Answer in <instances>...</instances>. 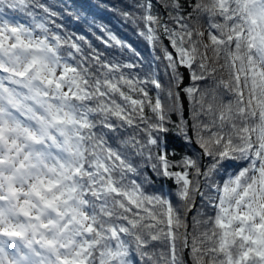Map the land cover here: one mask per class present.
I'll list each match as a JSON object with an SVG mask.
<instances>
[{
  "label": "snow or ice",
  "instance_id": "snow-or-ice-1",
  "mask_svg": "<svg viewBox=\"0 0 264 264\" xmlns=\"http://www.w3.org/2000/svg\"><path fill=\"white\" fill-rule=\"evenodd\" d=\"M117 11L0 0V264H264V0Z\"/></svg>",
  "mask_w": 264,
  "mask_h": 264
},
{
  "label": "trees",
  "instance_id": "trees-1",
  "mask_svg": "<svg viewBox=\"0 0 264 264\" xmlns=\"http://www.w3.org/2000/svg\"><path fill=\"white\" fill-rule=\"evenodd\" d=\"M49 2L60 5L66 10L64 19L59 22L64 24L67 31L76 33L77 35H84L94 45L103 47L93 35V33L100 35L98 29L96 27H90V25L92 22L95 24H104L121 39L132 44L141 55H148L147 44L135 34L134 29L130 25L122 22L118 14L117 10L128 7L129 0H49ZM153 2L155 3V0ZM67 13H72L73 15H68ZM77 15L79 19L76 18ZM164 43L167 44L166 40ZM171 150H175L177 158L185 152V149L180 146L179 141L173 145ZM148 175L152 174L149 172ZM156 183L159 185L160 181L157 180ZM165 186L174 187L170 181L165 182Z\"/></svg>",
  "mask_w": 264,
  "mask_h": 264
},
{
  "label": "water",
  "instance_id": "water-1",
  "mask_svg": "<svg viewBox=\"0 0 264 264\" xmlns=\"http://www.w3.org/2000/svg\"><path fill=\"white\" fill-rule=\"evenodd\" d=\"M166 43H167V41H166ZM189 215H191V214H189Z\"/></svg>",
  "mask_w": 264,
  "mask_h": 264
}]
</instances>
